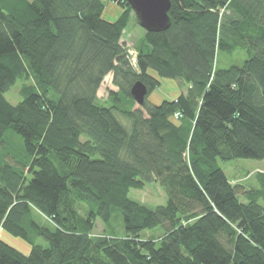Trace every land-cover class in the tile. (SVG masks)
<instances>
[{"label": "trees", "instance_id": "16d2710c", "mask_svg": "<svg viewBox=\"0 0 264 264\" xmlns=\"http://www.w3.org/2000/svg\"><path fill=\"white\" fill-rule=\"evenodd\" d=\"M116 1L109 20L105 0H0V226L31 244L0 239V264H264V172L249 188L219 163L264 160V0H171L170 27L144 30L136 62L122 41L134 9ZM160 78L187 92L150 101ZM153 181L165 204L130 198Z\"/></svg>", "mask_w": 264, "mask_h": 264}, {"label": "rangeland", "instance_id": "374dc122", "mask_svg": "<svg viewBox=\"0 0 264 264\" xmlns=\"http://www.w3.org/2000/svg\"><path fill=\"white\" fill-rule=\"evenodd\" d=\"M105 4L106 8L103 16L109 20H115L124 10L123 6L119 5L116 0H105ZM134 14L135 15H132V19L123 35L122 41L126 44V47L129 50V55L132 57L133 61L136 62V45L143 36L145 29L137 22V15L135 12ZM245 58V53L241 51L236 52L234 55L221 53L219 56V65L221 67H228L235 64H241ZM153 74H155V72H153ZM25 82V80H19L17 84L9 92H7L6 97L11 103L17 104L23 99L20 91ZM188 87V85L180 86L175 79L160 78L159 86L149 96V99L154 103H160L164 99H174L182 92H187ZM111 89H116V86L113 84L112 73L106 76L98 91V96L102 103H104L108 98L109 91ZM219 163L232 183H240L249 188H258L260 186L257 174L258 172H264V160L238 158L231 161L220 160ZM129 196L130 198L151 207L163 205L167 201V195L164 188L155 181L147 183L144 188L132 189ZM261 203L264 204L263 201H261ZM41 219H43V222L48 223L45 217ZM107 228L120 235L124 233L123 222L119 212L115 211L113 213L111 225ZM94 232L96 234L105 232V226L101 221H98ZM163 232L164 229L162 227L153 230H145L142 232V237H158ZM0 239L7 241L26 254H29L31 251V244L29 242L20 236L4 230L1 226Z\"/></svg>", "mask_w": 264, "mask_h": 264}, {"label": "water", "instance_id": "95a60500", "mask_svg": "<svg viewBox=\"0 0 264 264\" xmlns=\"http://www.w3.org/2000/svg\"><path fill=\"white\" fill-rule=\"evenodd\" d=\"M137 15L140 25L149 32L167 30L171 25V0H127ZM131 93L139 104H144L149 93L147 85L139 80Z\"/></svg>", "mask_w": 264, "mask_h": 264}]
</instances>
